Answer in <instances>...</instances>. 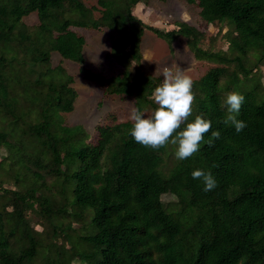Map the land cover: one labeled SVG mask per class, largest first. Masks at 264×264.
<instances>
[{
	"label": "trees",
	"instance_id": "obj_1",
	"mask_svg": "<svg viewBox=\"0 0 264 264\" xmlns=\"http://www.w3.org/2000/svg\"><path fill=\"white\" fill-rule=\"evenodd\" d=\"M142 1L98 0L102 15L94 18L82 0H0V42L16 41L17 56L22 54L0 55V148L9 149L12 158L3 157L0 169L23 163L22 176L13 174L16 188L0 179L13 206L0 209V264H26L38 255L26 212L35 200L50 210L48 196L40 193L47 175L61 180L62 192H71L73 210L59 214L83 220L84 212L92 211L90 231L79 236L89 249L75 254L87 264H264V88L257 73L264 64V0H186L200 7L205 29L228 27L230 45L216 51L202 48L204 30L187 22L167 31L145 23L133 13ZM31 12H37L40 24L30 29L23 17ZM71 26L114 31L110 54L123 72L107 78L85 67L84 39ZM147 29L170 43L183 36L197 59L218 64L192 86L195 99L187 121L200 115L211 121V129L199 151L175 158L168 174L160 166L176 146L152 149L137 143L130 135L132 120L99 126L94 144L82 138L81 125H63L60 112L73 109L77 91L65 68L51 65L50 54L57 51L78 63L84 79L105 93L132 96L136 109L154 112L158 105L149 98L160 80L140 67ZM132 62L138 65L130 71ZM229 91L245 97L240 112L233 113L246 122L240 133L223 122L228 113L220 103ZM29 113L37 116L28 124L24 120L19 145L10 140L6 125L19 127ZM217 130L220 137L213 138ZM196 169L212 174L211 191L192 178ZM165 194L177 202L167 204ZM12 236L24 242L19 250L11 248Z\"/></svg>",
	"mask_w": 264,
	"mask_h": 264
},
{
	"label": "rangeland",
	"instance_id": "obj_2",
	"mask_svg": "<svg viewBox=\"0 0 264 264\" xmlns=\"http://www.w3.org/2000/svg\"><path fill=\"white\" fill-rule=\"evenodd\" d=\"M1 1L3 3L11 2V0ZM82 1L87 7L93 9L94 18H99L102 15L98 0ZM21 2L25 3V0H21ZM200 10L197 4H189L186 0H143L133 8V13L136 16L138 15L145 23L166 31L176 28L178 23L182 21L187 22L202 31L204 30L205 38L200 42L202 48L215 51L219 49L226 50L230 45L225 35L228 27L222 24L220 28L210 26L205 29ZM23 23L30 29L39 25L40 20L37 12H31L24 16ZM71 29L75 30L84 39L83 55L85 57V67L107 78L123 72L124 68L110 54L111 45L117 36L114 31L105 26L101 28L71 26ZM15 42L13 41L9 44L0 42V55L17 56L19 49L15 46ZM140 53L142 54L141 69L146 74L158 78L160 84L163 80V76L160 73L165 66L175 65V67L182 69L190 76L194 85L210 69L218 65L206 59H197L185 37L179 36L170 43L153 30L148 29L142 36ZM21 55L17 57L22 58L20 57ZM50 55L53 67L61 64L67 73L73 77L72 86L77 91V96L73 101V109L68 112H60L59 117L63 125H81L86 134L82 138L94 144L97 143L99 137V126L131 120V111L136 108L134 97L105 93L103 86L84 79L81 73V66L78 63L63 58L57 51L51 52ZM137 65L136 62H132L129 67L130 71H133ZM257 73L261 77V82L264 81V64L258 68ZM262 86L264 88V83H262ZM149 99H152V97ZM152 112V109H148L144 113L147 116L152 114ZM32 114L27 116L26 119L23 118L24 115L21 116L20 119H23L20 120L19 127H15L12 124L8 125L9 123L6 125L10 132V140L16 141L17 144L21 145L22 142L18 141L16 136L18 133L24 136L21 130L25 129L27 125L23 122L26 120L28 124L29 121L34 120L37 114ZM25 140L26 145L29 144L27 147H31L32 143L30 140H27L26 137ZM175 150L176 148L170 146L164 155V161L160 166L163 173L168 174L174 165ZM7 155H10L9 149L0 148V162L4 158H7V161H12V158L7 157ZM7 164L0 169V179L6 182V186L16 188L13 174L16 173L22 176L20 172L23 170V163L19 161L13 167L12 164L11 166H7ZM44 183L45 186L41 187L40 193L48 196L51 203L49 206L50 210L47 211L39 200H35L33 201V207L26 212L30 226L36 236L35 238L39 241L38 255L26 264H47V262H54L53 264H87L75 254L81 255L89 249L88 245L81 241L79 236L90 231L89 228L91 227L88 226V222L91 219L92 211H85L83 220H78L64 213L59 214L58 210L60 209L68 212L73 210L69 203L71 192H69L70 190L66 194L62 192L61 180L54 175H47ZM163 200L167 204L175 203L177 202V197L173 194H165L163 195ZM4 206L9 211L13 210L9 195L3 193V190L0 189V209L2 210ZM173 206H176V204ZM69 223L73 227L70 226L68 228L71 225ZM6 229H9V227L6 226ZM66 235L69 238L71 237V239L69 240ZM9 238L11 248L15 250H19L24 245V242L19 240L17 236ZM63 248L66 252L59 255L58 251H63Z\"/></svg>",
	"mask_w": 264,
	"mask_h": 264
},
{
	"label": "clouds",
	"instance_id": "obj_3",
	"mask_svg": "<svg viewBox=\"0 0 264 264\" xmlns=\"http://www.w3.org/2000/svg\"><path fill=\"white\" fill-rule=\"evenodd\" d=\"M160 74L163 76L162 83L152 93V99L158 107L147 116L139 109L133 108L130 115L133 121L130 135L137 143L152 149H159L171 143L176 146V159L184 160L199 151L204 134L211 129V121L197 115L193 121L187 122L192 115L195 99L190 76L175 65L165 66ZM244 99L239 92L229 91L220 103L221 108H226L228 113L223 122L233 125L237 133L247 126L245 121L233 115L240 112ZM185 123L186 126L181 130ZM211 135L213 138H219L220 131H213ZM191 175L193 179L203 181L204 191H211L216 186L210 172L196 169Z\"/></svg>",
	"mask_w": 264,
	"mask_h": 264
}]
</instances>
